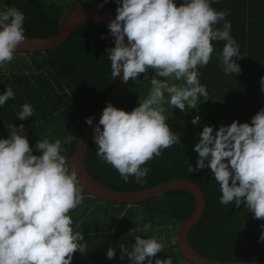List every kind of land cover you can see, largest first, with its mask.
Here are the masks:
<instances>
[{"label": "clouds", "instance_id": "clouds-1", "mask_svg": "<svg viewBox=\"0 0 264 264\" xmlns=\"http://www.w3.org/2000/svg\"><path fill=\"white\" fill-rule=\"evenodd\" d=\"M114 2L119 6L107 25L114 40V47L107 49L111 75L116 79L122 72V81L127 83L144 74L151 87L131 112L108 104L99 126L93 128V141L98 146L96 156L111 165L124 182L132 176L143 184L149 169L142 165L180 143L179 135L166 123L165 103L185 112L186 107L198 109L200 97L208 101L197 69L209 63L212 42H225L219 57L225 75L240 74L234 58L243 57L230 35L227 12L216 11L209 0H182L179 6L174 0ZM24 21V13L15 7L0 11V66L13 60L17 46L25 40ZM220 21H225L223 28H214ZM150 70L151 77L147 75ZM173 79L183 82L170 83ZM260 84L264 92V77ZM14 98L12 88H6L0 106ZM32 115V106L25 103L18 119ZM200 119L195 116L193 126ZM85 122L91 125L92 117ZM8 128V138L0 139V264H71L73 254H83L87 247L79 243L84 238L81 231L73 230L69 215L84 199L77 173L61 155L60 139L37 140L35 150L41 153L37 156L22 135L23 124ZM72 139L69 135L63 143ZM193 151L198 158L189 173L210 169L219 184L222 205L234 202L240 207L243 203L254 219L264 220V108L250 124L234 120L215 131L204 126ZM150 229L148 223L138 230L147 233ZM259 241L264 242V231ZM164 247L158 237L136 236L130 250L120 245L121 259L127 256L131 264H153L152 258ZM106 257L113 259L115 249L108 248ZM155 264H172V259H156Z\"/></svg>", "mask_w": 264, "mask_h": 264}, {"label": "trees", "instance_id": "trees-1", "mask_svg": "<svg viewBox=\"0 0 264 264\" xmlns=\"http://www.w3.org/2000/svg\"><path fill=\"white\" fill-rule=\"evenodd\" d=\"M94 0H0V11L15 7L25 16V36L46 38L58 31L64 13L77 3ZM116 15L119 6L114 0H97ZM216 11H226V21L231 23L230 35L239 46L241 59L234 58L241 72L225 75L220 63L224 41H213L214 51L209 63L198 67L199 80L208 92V101L198 100L199 124L193 126L184 142L164 149L142 167L149 172L146 182L137 184L130 176L124 182L119 173L96 156L98 146L92 141L85 165L91 176L102 185L117 191H135L154 187L174 179H185L196 184L205 200V209L200 220L189 231L192 247L207 258L221 261H264V242L259 241L264 229V220L254 219L246 206L236 207L220 203L221 191L210 169L188 172L196 164L186 146L199 142V133L204 126H229L234 120L251 123V118L264 108V92L261 78L264 77V0H209ZM179 6L182 0H174ZM225 21L214 28L222 29ZM103 37V38H102ZM114 47L109 29L99 23H86L78 27L58 48L41 53H19L10 63L0 66V95L12 88L14 99L0 106V139H7L8 125H24L25 135L33 149L37 140L56 139L62 141L63 151L70 167V158L77 140L91 117L107 96L114 78L111 75L107 49ZM23 54L24 58L17 59ZM147 75L153 76L150 70ZM183 81H174L182 83ZM150 83L144 74L137 80H129L115 108L131 112L144 99ZM32 106L33 115L24 121L18 119L22 105ZM167 112L176 114L175 109L165 103ZM194 109H188L187 112ZM166 112L164 113V115ZM166 116V115H165ZM168 117V116H166ZM194 117V116H193ZM190 117V122L193 119ZM172 121V120H170ZM168 124V118L166 120ZM102 130V126H101ZM72 135L71 143H63ZM186 146H184V145ZM71 169V167H70ZM83 202L69 215L73 230L81 231L86 244L85 253L75 252L71 264H131L127 256L121 259L120 245L131 249L135 237H158L165 245L163 252L152 258L172 259V264H190L179 253L175 236L180 224L192 214L195 202L192 195L175 190L132 205H113L90 197L82 190ZM115 207L116 209H113ZM79 228H76V224ZM151 229L145 233V224ZM137 229V230H136ZM108 248L115 249V257L108 259ZM147 264V261H145Z\"/></svg>", "mask_w": 264, "mask_h": 264}, {"label": "water", "instance_id": "water-1", "mask_svg": "<svg viewBox=\"0 0 264 264\" xmlns=\"http://www.w3.org/2000/svg\"><path fill=\"white\" fill-rule=\"evenodd\" d=\"M99 5L100 3L95 1L72 5L62 16L58 31L54 35L46 38L25 36V40L17 46L16 52L41 53L58 48L70 37L73 31L86 23H99L108 28L107 25L115 18V14L104 6L99 7ZM122 75L121 72L120 77L114 80L102 104L91 116L93 119L92 124H86L72 152L70 167L71 169L74 168L77 173L78 186L90 195V197L113 205H132L148 201L171 191H185L193 196L195 207L191 216L178 227L175 243L179 253L186 261L190 264H264V261L239 262L211 259L204 257L192 247L189 241V231L200 220L205 209L204 196L200 188L193 182L185 179H174L145 189L117 191L102 185L91 176L86 168L85 158L90 144L93 141V128L99 126L102 111L108 104H111L113 107L117 105L129 82L124 83L122 81Z\"/></svg>", "mask_w": 264, "mask_h": 264}, {"label": "rangeland", "instance_id": "rangeland-1", "mask_svg": "<svg viewBox=\"0 0 264 264\" xmlns=\"http://www.w3.org/2000/svg\"><path fill=\"white\" fill-rule=\"evenodd\" d=\"M68 1H71V0H68ZM94 1L97 2V0H94ZM15 58L16 57L14 56L13 59H15ZM22 58H24L23 54H21V55H19L17 57V59H22ZM174 81L175 80L173 79V80L170 81V83H174ZM200 108H203L202 104H201L200 107L198 106V109L190 110L189 112H187V111L181 112L180 110H178L176 112V114H171L172 112H167L166 111V114L165 115L168 116L166 118H168V125L170 127V130L173 133H177V135H179V138H180V142L181 143L184 142L183 138H181V137L183 135H185L186 137H188L189 134H190L191 128H192L191 127L192 125H191V122H190V119L189 118L190 117H193V116L195 117L197 115L199 116V109ZM170 120H172V121H170ZM186 144H188V145L187 146L184 145V144L183 145L186 146L187 151H188L190 157L192 158V160L196 164V160L198 158V154L193 151V147H194L195 143L194 144H191L188 141V143H186ZM113 209H116V208L113 207Z\"/></svg>", "mask_w": 264, "mask_h": 264}]
</instances>
